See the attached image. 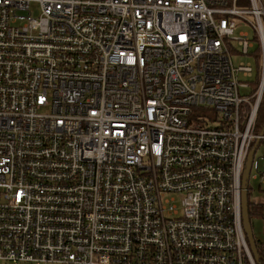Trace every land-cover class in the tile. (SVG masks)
<instances>
[{"label":"built area","instance_id":"obj_1","mask_svg":"<svg viewBox=\"0 0 264 264\" xmlns=\"http://www.w3.org/2000/svg\"><path fill=\"white\" fill-rule=\"evenodd\" d=\"M263 90L262 0H0V261L257 264Z\"/></svg>","mask_w":264,"mask_h":264},{"label":"rangeland","instance_id":"obj_2","mask_svg":"<svg viewBox=\"0 0 264 264\" xmlns=\"http://www.w3.org/2000/svg\"><path fill=\"white\" fill-rule=\"evenodd\" d=\"M32 11H33V15H38V8L35 7L34 4H32ZM241 33H247L246 38L250 39L253 42V47L249 49L248 55L243 56L238 53L240 50V46L234 43L233 47L237 52H235V55L233 56V63L234 65H238L240 63L251 64V67L253 69V75L251 77H241V81L247 82L249 84L248 88L241 89V93L244 95H249L250 91L253 90V88L257 84V78H256L257 59L255 57V55L257 54V43L253 40L254 33L249 26H243V25L238 26L234 31V36H239ZM260 153H262L261 146L258 148L257 155H259ZM259 182H260L259 178L256 180L250 178V180L248 181L249 192L247 195V200L249 204H247V207L249 205L251 206L264 205V179H263V183H261L260 185ZM170 197L171 196L169 195L166 196L165 198H170ZM178 199L179 197H175V204H177V206H179ZM248 213L250 214L249 221H250V227L254 240L256 242V245H259L260 243L264 242V214L261 213L256 214L253 213V211ZM0 264H28V263L0 261Z\"/></svg>","mask_w":264,"mask_h":264},{"label":"water","instance_id":"obj_3","mask_svg":"<svg viewBox=\"0 0 264 264\" xmlns=\"http://www.w3.org/2000/svg\"><path fill=\"white\" fill-rule=\"evenodd\" d=\"M264 4V0H262ZM264 126L262 128L263 132ZM250 172V162L247 161L245 171L242 176V191H241V199H242V206H241V214H242V224L244 228V232L246 234L250 250L252 252L254 260L257 262L258 261V253H257V247H256V242L254 240L251 227H250V221H249V216H248V208H247V180Z\"/></svg>","mask_w":264,"mask_h":264},{"label":"trees","instance_id":"obj_4","mask_svg":"<svg viewBox=\"0 0 264 264\" xmlns=\"http://www.w3.org/2000/svg\"><path fill=\"white\" fill-rule=\"evenodd\" d=\"M256 59H257V57H256ZM254 88H253V90H254ZM244 112L245 113L246 112L248 113V107L247 106L244 108ZM263 125H264V90H263V96H262V99L260 101V104H259V107H258V111H257V116H256V129L255 130L256 131H259L262 128ZM247 208H248V212L253 211V213H256V214H259V213L262 214V212H261L262 209H261V206H259V205H255V206L249 205ZM248 216H250L249 213H248ZM256 247H257V253H258V261L256 263L257 264H264V252L260 248V244L259 245H256Z\"/></svg>","mask_w":264,"mask_h":264},{"label":"bare ground","instance_id":"obj_5","mask_svg":"<svg viewBox=\"0 0 264 264\" xmlns=\"http://www.w3.org/2000/svg\"><path fill=\"white\" fill-rule=\"evenodd\" d=\"M264 126V125H263Z\"/></svg>","mask_w":264,"mask_h":264}]
</instances>
